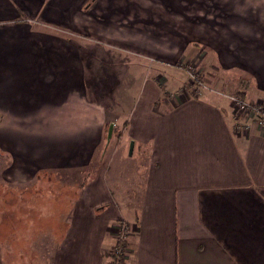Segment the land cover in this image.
Segmentation results:
<instances>
[{
    "label": "crops",
    "instance_id": "0c3cea01",
    "mask_svg": "<svg viewBox=\"0 0 264 264\" xmlns=\"http://www.w3.org/2000/svg\"><path fill=\"white\" fill-rule=\"evenodd\" d=\"M223 9L206 47L221 66L245 73L244 99L264 107V0L229 1ZM14 16L0 0V119L37 118L36 144L10 129L0 130V142L35 182L37 173H65L72 201L51 264H109L118 221L132 228L123 264H264V127L233 131L227 101L177 92L176 80L163 93L136 71L114 87L107 75L126 123L111 147L113 129L102 137L105 103L75 105L72 59L52 45L45 54L34 49L11 26ZM77 107L78 116L67 114ZM43 110H56V120L45 123ZM1 176L11 189L15 183ZM11 231L3 225L0 236ZM6 247L0 238V264Z\"/></svg>",
    "mask_w": 264,
    "mask_h": 264
},
{
    "label": "rangeland",
    "instance_id": "374dc122",
    "mask_svg": "<svg viewBox=\"0 0 264 264\" xmlns=\"http://www.w3.org/2000/svg\"><path fill=\"white\" fill-rule=\"evenodd\" d=\"M4 1L18 19L11 26L19 30L20 36L32 39L34 49L45 54L52 45L55 52L72 59L80 86L75 105L82 100L86 109L92 107L94 110L101 106L100 102L105 103L108 120L102 137L106 141V131L113 123L111 147L118 144L126 124L125 111H117L115 106L114 98L118 95L112 87L122 78L131 82L136 71L163 93L168 83L176 80L177 92L185 90L194 97L205 94L227 101L233 114V131H246L254 125L264 127L257 124L250 109H239L228 98L243 99L250 106L264 110L259 103L241 96L246 94L247 86L249 90L245 73L221 66L206 47L211 45L217 24L226 14L223 8L229 1L240 6L244 0ZM107 75L113 76L112 87L106 82ZM125 93L121 95L127 96ZM81 109L83 107L67 109V114L78 116ZM43 111L45 123L56 120V110ZM36 121L37 118H33L27 124H5L0 119V130L10 129L17 136H28L30 144L35 145ZM9 152L0 142V177L6 175L15 183L10 185L11 189H5L8 186L3 187L4 181L0 179V233L3 234V225L6 229L10 225L12 230L10 237L0 236L8 245L5 259L1 253L2 262L51 264L58 241L65 232L72 201L71 195L66 193L65 173L56 170L37 173L40 180L35 182V174L31 177L26 172L20 173L21 160L16 158L11 162V156L5 155ZM7 160L9 167L4 169ZM121 222L128 226L124 241L127 249L126 240L132 228L125 221H118L116 227ZM115 245L110 251L111 264Z\"/></svg>",
    "mask_w": 264,
    "mask_h": 264
},
{
    "label": "built area",
    "instance_id": "2783aa9c",
    "mask_svg": "<svg viewBox=\"0 0 264 264\" xmlns=\"http://www.w3.org/2000/svg\"><path fill=\"white\" fill-rule=\"evenodd\" d=\"M228 98H230L232 101H234L235 105L239 109H246V108L250 109L255 116L257 124L261 127L264 126V110H262L261 107L252 106V105L250 106L243 99L235 98L233 96L232 97L229 96ZM127 229H128V226L122 222L119 223L116 227V232H115L116 245H115L114 252L111 254L112 264H122V260L124 259L125 253H126L124 241H125V237L128 233Z\"/></svg>",
    "mask_w": 264,
    "mask_h": 264
},
{
    "label": "water",
    "instance_id": "95a60500",
    "mask_svg": "<svg viewBox=\"0 0 264 264\" xmlns=\"http://www.w3.org/2000/svg\"><path fill=\"white\" fill-rule=\"evenodd\" d=\"M112 127H113V124L111 123V124L109 125L108 135H110Z\"/></svg>",
    "mask_w": 264,
    "mask_h": 264
},
{
    "label": "trees",
    "instance_id": "16d2710c",
    "mask_svg": "<svg viewBox=\"0 0 264 264\" xmlns=\"http://www.w3.org/2000/svg\"><path fill=\"white\" fill-rule=\"evenodd\" d=\"M241 96H243V94H241ZM113 130H112V132H113V135H114V128H112ZM109 264H111V263H109Z\"/></svg>",
    "mask_w": 264,
    "mask_h": 264
}]
</instances>
